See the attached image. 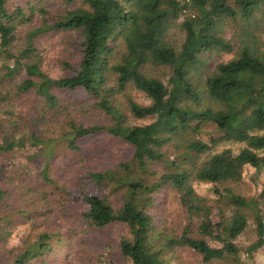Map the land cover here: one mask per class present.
<instances>
[{
  "label": "trees",
  "instance_id": "obj_1",
  "mask_svg": "<svg viewBox=\"0 0 264 264\" xmlns=\"http://www.w3.org/2000/svg\"><path fill=\"white\" fill-rule=\"evenodd\" d=\"M80 1L55 13L42 0H0V153L37 160L60 143L80 151L84 137H119L133 146L130 159L86 166V184L95 188L64 190L79 201L83 227L124 225L127 264H171L182 247L207 264H255L264 247V181L248 191L244 169L264 180V0ZM66 31L77 32L80 59L71 74L54 78L43 68L41 38ZM65 92L83 99L67 100ZM25 97L32 98L27 112L17 109ZM63 111L60 129L45 130L47 117ZM88 111L104 119L88 123L81 118ZM228 143L237 149L219 148ZM156 164L164 170L153 179ZM49 169L46 157L41 175L52 183ZM5 176L0 264H42L63 234L41 230L18 252L7 250L14 212L33 211H7L23 179ZM165 187L185 214L180 231L158 226L153 214Z\"/></svg>",
  "mask_w": 264,
  "mask_h": 264
},
{
  "label": "rangeland",
  "instance_id": "obj_2",
  "mask_svg": "<svg viewBox=\"0 0 264 264\" xmlns=\"http://www.w3.org/2000/svg\"><path fill=\"white\" fill-rule=\"evenodd\" d=\"M46 7L52 12H62L81 6L77 0L70 4L63 0H42ZM77 32H53L42 36L41 46L43 47L44 70L54 78L66 76L72 73L70 66H77L80 59V52L77 43ZM231 55L224 54L221 59H228ZM67 100H81L79 92H65ZM140 100H144L140 94ZM17 109L27 112L32 105V98L25 97L18 103ZM67 112L58 113L55 117H47L45 130L49 127L59 130L67 118ZM4 116L0 112V117ZM54 116V115H53ZM83 120L88 123L104 119L98 112H86ZM60 126V127H59ZM80 151H72L64 143L54 147V152L43 153L37 160H30L25 156L11 158V154L0 153V175L5 176L8 181L11 175L20 176L23 186H17L15 195L9 199L11 206L7 211L24 208L33 212H14V219L17 226L13 228L12 235L6 247L13 253L18 252L22 243L28 237H35L38 232L46 229L58 230L63 234L61 242L55 246L52 254L42 264H127L120 253L119 239L126 233V227L121 223H112L104 228L88 230L83 227L76 213L79 211L78 200H72L64 190L73 193H80L93 189V185L86 184L84 175L86 166L94 169L110 167L120 160L130 159L133 155V146L119 137L101 132L87 136L79 140ZM235 147L233 144H223L219 148ZM50 152V153H49ZM50 158L49 175L52 183L44 181L41 169L46 157ZM153 170L160 171L153 179L160 177L164 170L161 164H156ZM3 172L5 174L3 175ZM246 178L245 186L248 191L254 192L258 184L262 183L263 175L255 177V168L246 166L244 169ZM11 179V178H10ZM255 181V182H254ZM11 179V184L13 185ZM27 184V185H26ZM25 187L32 188L28 191ZM201 192L206 193L204 185H198ZM96 190V189H95ZM27 191V192H25ZM33 194L32 198L31 195ZM27 193V194H26ZM23 194V196H22ZM26 194V195H25ZM35 203L33 199L38 198ZM24 196H26L24 198ZM27 199V200H25ZM40 210V211H38ZM158 226L168 225L170 230H181L184 225L185 214L181 208L176 192L170 188H163L153 210ZM77 229V233L71 229ZM249 234L241 237V244L249 243ZM209 241L216 245L215 240ZM39 262V261H38ZM255 264H264V247L260 249L254 260ZM34 264H37L36 262ZM41 264V263H40ZM171 264H207L202 256L188 248H177L173 255ZM230 264V263H214Z\"/></svg>",
  "mask_w": 264,
  "mask_h": 264
}]
</instances>
